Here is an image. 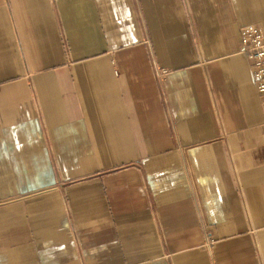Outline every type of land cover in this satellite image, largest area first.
<instances>
[{
    "label": "crops",
    "instance_id": "obj_1",
    "mask_svg": "<svg viewBox=\"0 0 264 264\" xmlns=\"http://www.w3.org/2000/svg\"><path fill=\"white\" fill-rule=\"evenodd\" d=\"M264 0H0V264H264Z\"/></svg>",
    "mask_w": 264,
    "mask_h": 264
},
{
    "label": "built area",
    "instance_id": "obj_2",
    "mask_svg": "<svg viewBox=\"0 0 264 264\" xmlns=\"http://www.w3.org/2000/svg\"><path fill=\"white\" fill-rule=\"evenodd\" d=\"M239 51L252 64V78L264 110V31L255 24H246L239 30Z\"/></svg>",
    "mask_w": 264,
    "mask_h": 264
}]
</instances>
